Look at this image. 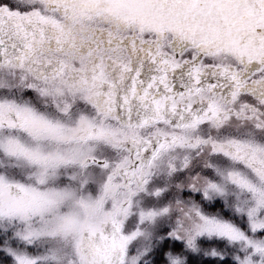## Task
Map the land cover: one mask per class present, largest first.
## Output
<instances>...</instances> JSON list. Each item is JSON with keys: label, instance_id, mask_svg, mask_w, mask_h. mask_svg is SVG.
I'll list each match as a JSON object with an SVG mask.
<instances>
[{"label": "snow or ice", "instance_id": "snow-or-ice-1", "mask_svg": "<svg viewBox=\"0 0 264 264\" xmlns=\"http://www.w3.org/2000/svg\"><path fill=\"white\" fill-rule=\"evenodd\" d=\"M0 264H264V0H0Z\"/></svg>", "mask_w": 264, "mask_h": 264}]
</instances>
